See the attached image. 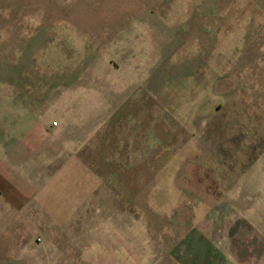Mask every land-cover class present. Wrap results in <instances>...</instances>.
<instances>
[{"label":"rangeland","instance_id":"1","mask_svg":"<svg viewBox=\"0 0 264 264\" xmlns=\"http://www.w3.org/2000/svg\"><path fill=\"white\" fill-rule=\"evenodd\" d=\"M0 264H264V0H0Z\"/></svg>","mask_w":264,"mask_h":264}]
</instances>
